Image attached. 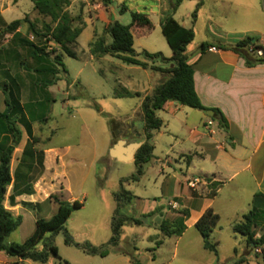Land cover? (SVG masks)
<instances>
[{"label": "rangeland", "instance_id": "374dc122", "mask_svg": "<svg viewBox=\"0 0 264 264\" xmlns=\"http://www.w3.org/2000/svg\"><path fill=\"white\" fill-rule=\"evenodd\" d=\"M5 1V12L0 10V111L6 108L2 92L5 84L10 86L8 90H13L18 95L22 105L31 100H42L44 97L37 86L40 77L36 70L41 65L32 58L27 41L44 49L45 54L53 59L57 55L62 56L68 74L60 68L58 77L61 80L47 89L55 102L51 104L50 120L43 140L45 148L68 150L61 170L63 175L57 181L62 191L60 195L53 197L64 202L74 199L73 202L83 204V208L73 210L63 230L55 234L48 233L36 245L35 251L44 253L46 262L25 260L21 264H114L113 256L104 259L102 256L87 254L81 247L89 246L88 243L102 247L107 255L113 251L126 253L138 264H234L241 258L247 260L246 264H256V253H261L260 250L254 251L247 245L244 237L233 231L234 224L252 211L249 207L251 193L254 191L252 183L246 185L244 193L239 189L238 194H232L234 199L229 203L217 205L220 223L212 235V240L219 243L218 255L204 250L200 244L199 248H194L193 258H190L183 253L184 242L176 246L177 239L167 238L151 226L134 222H128L122 227L117 248L107 245L113 235L112 221L119 218L116 216L117 194L125 191L152 201L162 198L163 180L160 176L159 159L163 160L169 149L166 139L156 141L154 156L144 167L145 175L136 182L131 179L137 173L136 166L124 167L111 160L109 147L113 141L112 121L123 122L139 101L138 98H115V92L118 88H127L125 82L129 76H134L136 87H131L132 90L142 91L150 85L155 74L152 72L153 68L168 70L170 65L161 60H148L141 55V61L150 62L147 68L150 70L145 71L110 56L96 58L91 54V46L101 40L110 44L112 40L106 33L109 24L119 22L124 26L131 25V13L143 11L147 14V9L154 5L153 1L71 0L68 12L75 21L73 27L82 30L77 43L70 47L76 58L65 54L55 42H47L45 37L31 32L30 24H34L41 34L46 26L55 27L56 24L51 18L40 15L30 0ZM201 1L203 7L197 12V17L200 16L198 26L206 27V18L214 16L217 24L215 27L222 32H241L249 26L255 18L252 11L255 3L264 12L262 0H232L233 5L228 4L229 0H186L178 17L184 16L190 22L195 21L193 14L198 9L197 2ZM88 3L90 8H87ZM123 7L127 9L124 13L121 12ZM25 18L27 23H23L14 32H6L10 23ZM197 36L195 44L200 38H205L201 31H198ZM134 47L139 54H165L164 52L169 51L159 29L144 38H136ZM160 73L166 77L164 73ZM157 115L161 119L170 120L166 111H159ZM19 128L27 133L23 126L19 125ZM125 132L122 130L121 134ZM16 154L17 150L13 154V160ZM42 169L43 167L36 169L35 176L40 175ZM121 177L124 178L123 184ZM232 187L234 184L228 190ZM57 208L55 199L26 205L21 211V227L10 234L7 242L22 244L33 234L36 221L50 219L57 212ZM176 212V209L168 210V221L176 219ZM258 212L262 216L256 231L264 229V211ZM121 215L134 220L140 219V213L132 207V202L122 208ZM65 232L80 247L66 244ZM51 244L57 248L60 258L49 250ZM0 264L13 263L7 261L6 253L0 252Z\"/></svg>", "mask_w": 264, "mask_h": 264}, {"label": "crops", "instance_id": "0c3cea01", "mask_svg": "<svg viewBox=\"0 0 264 264\" xmlns=\"http://www.w3.org/2000/svg\"><path fill=\"white\" fill-rule=\"evenodd\" d=\"M85 1L88 2V0ZM152 1L154 5L147 9V14L143 11L136 12L147 15L150 25H135L133 27L134 46L136 38H144L158 29L162 32L163 19L169 13L172 5H178L174 14L175 20L182 27L192 29L195 33L194 41L187 47V63L194 67L195 90L201 104L207 111L182 106L174 101L166 103L161 111H166L170 116V120L159 117L163 122V126L153 132L151 140L153 146L156 141L161 139H166L169 145V149L164 154V159H159L160 176L163 180L161 184L163 196L152 201L132 195V207L139 211L140 219L138 220H140L141 225L151 226L160 232L162 222L168 220L166 214L170 209V203L177 204V217L180 216V212L187 211L188 217L184 222L186 229L183 234L180 237L167 238L177 239L176 246L184 242V255L193 258L194 248H199L200 244L206 250L203 238L195 226L207 210L213 209L218 214V204L229 203L234 199L232 194H238L239 189H242L244 193L246 185L252 183L254 184V191L251 193L249 207L255 212H258V210L264 211V63L249 67L240 54L229 48L234 46L240 40V37L247 36L258 38L260 45L264 48V12L260 10L258 3H255L252 10L255 18L249 26L241 32H222L218 30L217 26L215 27L214 16L207 17L206 27L202 28L198 26L200 16L192 22L184 16L178 17L186 0ZM6 2L0 0L2 13L5 12ZM199 3L197 2V5ZM228 4L233 5V1L229 0ZM262 4L264 9V0H262ZM87 8H90L89 3ZM198 31L203 32L205 38H200L198 43L195 44L194 42L198 40ZM202 45H206V47L203 48ZM212 48H215L216 51H211ZM137 53L139 54V52ZM148 53L156 54V52ZM164 53L162 54L166 58L173 56L170 47L169 51ZM146 63L150 64V62ZM152 72L155 74L151 78L149 87L144 88L142 91L132 90L131 87H136L134 76L127 77L128 79L125 82L127 85V88H125L128 91L140 93L142 97L138 98L139 101L136 106L127 114L124 121L120 122L126 132L121 134L118 140L124 141L119 159L110 155L112 161L124 167L136 166L135 155L140 148L134 153V160L124 161L128 158L129 147L133 144L142 146L146 141L145 134L141 131L144 127L142 112L144 98L153 95L155 89L162 84L161 82L164 83L165 81V77L160 72ZM5 109L1 112H4ZM216 110L219 111V115L224 117L227 123L226 128L221 127L218 119L214 118ZM208 111H214L213 117L208 115ZM210 120L213 121L211 127L214 131L213 134L207 128V123ZM48 123L49 121L46 124H33V135L38 139L35 148L38 152L44 153V170L40 175L35 176L34 174L36 180L33 184V194L16 196L11 202L13 186H10L5 197V208L16 217L21 216V211L26 205L47 202L52 200L51 197L56 194L60 195L62 191L57 181H59V176L63 175L61 170H63V161L68 150H64L65 148H45L43 139ZM21 131L22 141L20 147L16 148L15 160L12 159V172L16 170L28 142L27 133ZM116 144L112 141L109 151ZM155 149L154 147L153 156ZM194 177L204 178L209 184H201L193 189L189 186V183ZM122 179L124 178L121 177L120 181ZM231 184H234V187L228 190ZM73 200L67 202L73 203ZM262 225L264 227V223ZM256 232L257 237H259L264 233V229ZM161 234L163 233L161 232ZM88 245L95 249L102 248L95 244L88 243ZM235 253H237L236 250ZM6 256L9 263H23L18 258ZM109 256H113L114 264H133L126 253L113 251L104 259ZM240 260L244 261L241 264L247 263L246 259L241 258ZM153 261H155V258H153ZM256 261V264L260 263L257 258Z\"/></svg>", "mask_w": 264, "mask_h": 264}, {"label": "trees", "instance_id": "16d2710c", "mask_svg": "<svg viewBox=\"0 0 264 264\" xmlns=\"http://www.w3.org/2000/svg\"><path fill=\"white\" fill-rule=\"evenodd\" d=\"M17 1V0H15ZM34 9L43 16L49 17L56 24L55 27L46 26L44 31L39 33L34 24H30L31 32L36 36H43L47 42H55L59 45L62 51L69 57L76 58V54L70 49L72 45L77 43V39L82 34V30L73 27L74 19L68 12L71 6V0H30ZM180 2V1H179ZM202 1L198 4V9L193 14L196 19L197 12L202 6ZM178 6V5H177ZM177 6L172 5L169 13L162 21V34L165 37L169 47L173 52L171 58H166L162 53L150 54L143 52L138 54L134 49L133 27L135 25L147 26L150 25V20L147 15L142 13H131L132 23L129 26H124L119 22L111 23L106 33L110 36L112 42L107 44L101 40L91 46V54L96 58L110 56L116 58L126 65L137 66L143 69L148 68V64L139 60L142 55L148 60H161L163 63L170 65L168 70L153 68L156 72H162L166 75L164 83L159 85L153 95L146 96L142 104L144 132L146 141L140 147L135 155V164L137 173L131 179L138 181L144 175V167L153 158L154 146L151 144L153 132L159 130L163 126L162 120L157 116V112L161 111L167 102L174 101L182 106H187L192 109L207 111L200 102V99L195 90L194 84V67L187 63V47L195 39V33L192 29L182 27L174 18ZM127 11L123 7L121 12ZM27 18L24 20H16L6 27V32L11 33L16 31L23 23H27ZM41 34V35H40ZM27 46L31 49V56L41 66L36 70L39 78L41 92L44 94L42 100H31L25 105L21 104L20 98L12 90H8L10 86L4 85L2 90L5 96L4 112L0 111V252L6 253L9 257L18 258L22 261L30 260L34 262H46V255L35 251L36 245L41 242L48 233H57L63 230L65 223L68 221L74 209L83 208V204L75 201L68 203L61 201L57 197H51L58 204L57 212L48 220L39 219L36 221V226L33 234L26 239L22 244L8 243L7 238L13 232L17 231L22 223V216L15 217L4 206L5 197L10 186H13V195L11 202L16 196L32 195L33 184L36 180L34 173L36 169L44 170V153L38 152L35 145L38 143L33 135V124H46L49 121L51 104L55 102L52 95L47 93V89L56 85L59 82L60 68L65 73L68 71L63 63L61 55H57L54 59L45 54V50L27 41ZM264 48L260 45L259 39L252 36L241 38L234 46L229 48L236 51L242 58L245 59L247 66L251 67L260 63H264V58H257L250 54L249 47ZM206 47V45H202ZM228 48V47H225ZM141 98L142 94L132 93L126 88H118L115 92V98ZM215 119H218L221 127L226 128L227 123L219 111H215ZM19 125L23 126L28 135V142L22 153V157L16 168L12 172V159L16 148L22 141V131ZM123 126L116 121H112V132L114 144L120 138ZM41 172V173H42ZM123 184V181L121 182ZM133 196L131 193L122 191L116 195L118 209L116 216L112 221V238L108 246L117 247L122 227L128 222H134L141 225L140 220H134L121 215V210L132 202ZM261 214L255 211L242 216V220L235 223L233 231L246 239L247 245L254 251L260 250L261 253H256V258L264 264V233L257 238L256 229L258 227ZM188 217L187 211L180 212V216L173 221L164 220L160 226L161 232L166 237H180L185 231L184 222ZM220 223V216L213 209L207 210L201 219L196 224L195 228L200 233L204 241V248L218 255V243L213 242L212 234ZM66 244H75L72 238L65 232ZM84 251L91 255L105 257L107 253L103 249H95L90 246L81 247ZM49 250L53 255L58 256V250L52 244ZM60 258V257H59ZM133 264H138L132 259ZM244 263L239 260L234 264Z\"/></svg>", "mask_w": 264, "mask_h": 264}, {"label": "built area", "instance_id": "2783aa9c", "mask_svg": "<svg viewBox=\"0 0 264 264\" xmlns=\"http://www.w3.org/2000/svg\"><path fill=\"white\" fill-rule=\"evenodd\" d=\"M211 51H216L215 48H212ZM248 51L250 52V54H252L253 56L257 57V58H264V50L262 48H254L252 46L249 47ZM213 126V121H209L207 123V128L209 130L210 133H214V131L211 129V127ZM208 185V181L204 178H200V177H194L190 183H189V186L193 189H196L198 185ZM169 207L171 209H177V204L175 203H170L169 204ZM259 251V250H257Z\"/></svg>", "mask_w": 264, "mask_h": 264}, {"label": "water", "instance_id": "95a60500", "mask_svg": "<svg viewBox=\"0 0 264 264\" xmlns=\"http://www.w3.org/2000/svg\"><path fill=\"white\" fill-rule=\"evenodd\" d=\"M163 83V82H161ZM210 117H213L214 111L207 112ZM124 145V141H118V143L111 149L110 155L116 159H119L121 147ZM139 144H133L129 147L128 158L124 161L134 160V153L140 148Z\"/></svg>", "mask_w": 264, "mask_h": 264}]
</instances>
